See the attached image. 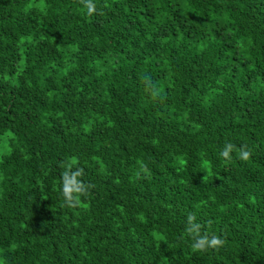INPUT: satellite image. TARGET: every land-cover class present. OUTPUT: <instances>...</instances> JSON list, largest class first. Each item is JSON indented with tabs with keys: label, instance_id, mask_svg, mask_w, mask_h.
<instances>
[{
	"label": "trees",
	"instance_id": "trees-1",
	"mask_svg": "<svg viewBox=\"0 0 264 264\" xmlns=\"http://www.w3.org/2000/svg\"><path fill=\"white\" fill-rule=\"evenodd\" d=\"M0 264H264V0H0Z\"/></svg>",
	"mask_w": 264,
	"mask_h": 264
},
{
	"label": "clouds",
	"instance_id": "clouds-1",
	"mask_svg": "<svg viewBox=\"0 0 264 264\" xmlns=\"http://www.w3.org/2000/svg\"><path fill=\"white\" fill-rule=\"evenodd\" d=\"M222 155L228 156V151H224ZM248 155L249 154L247 152H244L241 158L247 159ZM81 190H82L81 187L77 185V182L74 177L72 179H68L67 175L65 176L64 194L68 198L69 202H71V200L73 199L71 193L72 192L78 193ZM208 243H211L212 245H217L221 243V241L215 237H213L211 241H208L207 237H203V238L197 239L195 243L192 245V247L195 250H203L205 245Z\"/></svg>",
	"mask_w": 264,
	"mask_h": 264
}]
</instances>
